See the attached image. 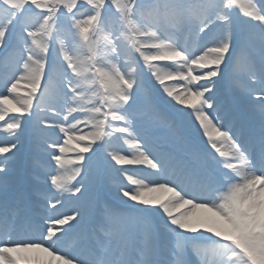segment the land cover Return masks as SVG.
<instances>
[{
  "label": "snow or ice",
  "instance_id": "obj_1",
  "mask_svg": "<svg viewBox=\"0 0 264 264\" xmlns=\"http://www.w3.org/2000/svg\"><path fill=\"white\" fill-rule=\"evenodd\" d=\"M0 132V264H264V0H0Z\"/></svg>",
  "mask_w": 264,
  "mask_h": 264
},
{
  "label": "rangeland",
  "instance_id": "obj_2",
  "mask_svg": "<svg viewBox=\"0 0 264 264\" xmlns=\"http://www.w3.org/2000/svg\"><path fill=\"white\" fill-rule=\"evenodd\" d=\"M233 8L236 12L237 15H243V10L240 8V6L237 4V5H233ZM161 68H164L165 65L163 63H161L159 65ZM227 88V85L225 86ZM20 95H23V88L21 89V92H20ZM4 138V133L3 132H0V139H3ZM123 144L124 146H120L118 145V143L116 144V147L118 149L122 148L124 151H123V154H126V155H129V156H138V152L131 146H129V144L127 143H124V141L121 143ZM125 147H129L128 149H126ZM66 158H71V153L67 154ZM123 167H126L128 169V174L129 175H133L135 179H144V175L148 174V170H147V166H143V167H140V166H123ZM126 180V178H125ZM126 183H130V182H126Z\"/></svg>",
  "mask_w": 264,
  "mask_h": 264
},
{
  "label": "bare ground",
  "instance_id": "obj_3",
  "mask_svg": "<svg viewBox=\"0 0 264 264\" xmlns=\"http://www.w3.org/2000/svg\"><path fill=\"white\" fill-rule=\"evenodd\" d=\"M123 142V140H121L119 143H118V145H120V146H124L123 144H121ZM129 146H131L132 147V145H130L129 144ZM126 149H128L129 147H125ZM144 178H147V179H154V177L151 175V172L149 171L148 172V174H146V175H144ZM124 182L126 183L127 182V180H125V178H124ZM146 182H147V180H146Z\"/></svg>",
  "mask_w": 264,
  "mask_h": 264
}]
</instances>
